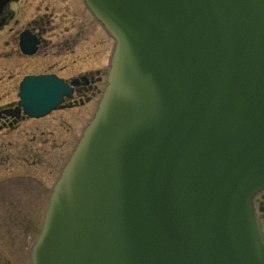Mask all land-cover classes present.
Listing matches in <instances>:
<instances>
[{
    "label": "water",
    "instance_id": "water-1",
    "mask_svg": "<svg viewBox=\"0 0 264 264\" xmlns=\"http://www.w3.org/2000/svg\"><path fill=\"white\" fill-rule=\"evenodd\" d=\"M85 3L116 44L32 264H264V0ZM69 90L38 76L21 103Z\"/></svg>",
    "mask_w": 264,
    "mask_h": 264
},
{
    "label": "flooded vegetation",
    "instance_id": "flooded-vegetation-1",
    "mask_svg": "<svg viewBox=\"0 0 264 264\" xmlns=\"http://www.w3.org/2000/svg\"><path fill=\"white\" fill-rule=\"evenodd\" d=\"M98 29L83 0H0V264H31L53 183L105 83ZM37 75L70 91L33 115L21 87Z\"/></svg>",
    "mask_w": 264,
    "mask_h": 264
},
{
    "label": "rangeland",
    "instance_id": "rangeland-1",
    "mask_svg": "<svg viewBox=\"0 0 264 264\" xmlns=\"http://www.w3.org/2000/svg\"><path fill=\"white\" fill-rule=\"evenodd\" d=\"M98 32H100V35L97 37V41L101 46V63L103 66H105L106 69V59H105V54L107 51V48L109 46V40L106 41V37L103 35V33L101 32V30L98 29ZM104 41V43L102 42ZM106 41V42H105ZM255 205H256V209H257V214H258V218L260 219L261 223H262V229L264 231V191L259 192L258 194H256L255 198ZM261 209L263 211H261Z\"/></svg>",
    "mask_w": 264,
    "mask_h": 264
}]
</instances>
